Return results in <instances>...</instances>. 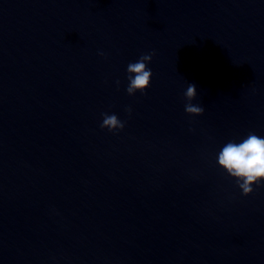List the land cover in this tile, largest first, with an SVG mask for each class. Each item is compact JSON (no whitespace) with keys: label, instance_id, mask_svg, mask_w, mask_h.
<instances>
[{"label":"water","instance_id":"water-1","mask_svg":"<svg viewBox=\"0 0 264 264\" xmlns=\"http://www.w3.org/2000/svg\"><path fill=\"white\" fill-rule=\"evenodd\" d=\"M250 132L264 0H0V264H264V186L216 162Z\"/></svg>","mask_w":264,"mask_h":264},{"label":"clouds","instance_id":"clouds-1","mask_svg":"<svg viewBox=\"0 0 264 264\" xmlns=\"http://www.w3.org/2000/svg\"><path fill=\"white\" fill-rule=\"evenodd\" d=\"M100 55H104L101 51ZM154 53H146L138 60L127 65V88L129 95H135L138 91L145 93L150 86L153 76L152 69L148 67ZM119 85V80L116 81ZM184 96L187 100L185 111L190 115H201L204 107L194 104L192 101L197 96V86L189 83ZM126 111L131 114L129 106ZM100 124L102 129L117 133L125 128L126 121H122L116 113H103ZM216 162L225 173L234 178L238 188L244 196H248L256 188L264 186V136L250 132L246 137L237 141L226 142L216 155Z\"/></svg>","mask_w":264,"mask_h":264}]
</instances>
